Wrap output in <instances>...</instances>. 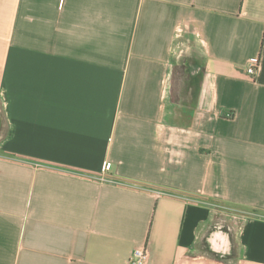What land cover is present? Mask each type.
Segmentation results:
<instances>
[{
  "label": "crops",
  "instance_id": "1",
  "mask_svg": "<svg viewBox=\"0 0 264 264\" xmlns=\"http://www.w3.org/2000/svg\"><path fill=\"white\" fill-rule=\"evenodd\" d=\"M214 204L245 212L231 261ZM137 248L264 264V0H0V264Z\"/></svg>",
  "mask_w": 264,
  "mask_h": 264
},
{
  "label": "rangeland",
  "instance_id": "2",
  "mask_svg": "<svg viewBox=\"0 0 264 264\" xmlns=\"http://www.w3.org/2000/svg\"><path fill=\"white\" fill-rule=\"evenodd\" d=\"M213 209L214 212L212 221L209 222L207 231L211 232L216 231L215 229H217V231H225L229 234L233 254L230 258L226 257L223 258V260L231 261L233 259V256L236 255L237 250V247L235 246V235L241 227V224L243 222L242 216L245 214V212H243V210L241 209L221 204H214Z\"/></svg>",
  "mask_w": 264,
  "mask_h": 264
},
{
  "label": "water",
  "instance_id": "3",
  "mask_svg": "<svg viewBox=\"0 0 264 264\" xmlns=\"http://www.w3.org/2000/svg\"><path fill=\"white\" fill-rule=\"evenodd\" d=\"M209 250L221 258L229 257L232 254V244L229 234L225 231L211 233L206 238Z\"/></svg>",
  "mask_w": 264,
  "mask_h": 264
},
{
  "label": "built area",
  "instance_id": "4",
  "mask_svg": "<svg viewBox=\"0 0 264 264\" xmlns=\"http://www.w3.org/2000/svg\"><path fill=\"white\" fill-rule=\"evenodd\" d=\"M258 60H251L247 69L249 75H255L258 70ZM110 168V163L105 164V170ZM149 252L146 248H137L133 251L129 264H148Z\"/></svg>",
  "mask_w": 264,
  "mask_h": 264
},
{
  "label": "trees",
  "instance_id": "5",
  "mask_svg": "<svg viewBox=\"0 0 264 264\" xmlns=\"http://www.w3.org/2000/svg\"><path fill=\"white\" fill-rule=\"evenodd\" d=\"M178 53H179V54H178V56L176 57V62H177L178 65H181L182 60H183L186 56H188V54H186V51H185L184 49L180 50ZM200 246H201V250L204 251V252H206V253L209 254L210 256H213L214 258H216V259H218V260H223V258L219 257L217 254L212 253V252L209 250V247H208L207 242L202 241V242L200 243ZM207 247H208V248H207ZM232 254H233V253H232ZM232 254H231L228 258H230V257L232 256Z\"/></svg>",
  "mask_w": 264,
  "mask_h": 264
},
{
  "label": "flooded vegetation",
  "instance_id": "6",
  "mask_svg": "<svg viewBox=\"0 0 264 264\" xmlns=\"http://www.w3.org/2000/svg\"><path fill=\"white\" fill-rule=\"evenodd\" d=\"M208 247H209V245H208Z\"/></svg>",
  "mask_w": 264,
  "mask_h": 264
}]
</instances>
